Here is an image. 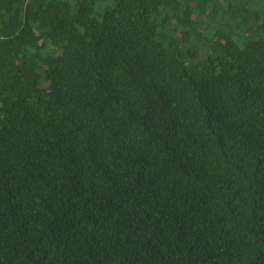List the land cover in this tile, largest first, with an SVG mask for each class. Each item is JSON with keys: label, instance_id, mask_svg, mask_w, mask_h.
Masks as SVG:
<instances>
[{"label": "trees", "instance_id": "obj_1", "mask_svg": "<svg viewBox=\"0 0 264 264\" xmlns=\"http://www.w3.org/2000/svg\"><path fill=\"white\" fill-rule=\"evenodd\" d=\"M0 264H264V0H0Z\"/></svg>", "mask_w": 264, "mask_h": 264}]
</instances>
